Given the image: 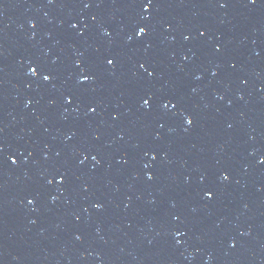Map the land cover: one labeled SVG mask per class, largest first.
<instances>
[{
    "label": "water",
    "instance_id": "1",
    "mask_svg": "<svg viewBox=\"0 0 264 264\" xmlns=\"http://www.w3.org/2000/svg\"><path fill=\"white\" fill-rule=\"evenodd\" d=\"M145 2L0 0V264H264V0Z\"/></svg>",
    "mask_w": 264,
    "mask_h": 264
},
{
    "label": "snow or ice",
    "instance_id": "2",
    "mask_svg": "<svg viewBox=\"0 0 264 264\" xmlns=\"http://www.w3.org/2000/svg\"><path fill=\"white\" fill-rule=\"evenodd\" d=\"M152 3H153V0H146V2L143 3V8H144V10L147 11V10L152 6ZM223 6H224V5L221 4V7H223ZM85 7H88V4H85ZM73 27H75V25H73ZM143 33H145V28L141 27V28H139L138 31L136 32V35H137V36H140V35L143 34ZM201 35H203V33H201ZM107 63H108L109 65H111V64H113V60H112V59H108V60H107ZM141 67L143 68L144 65H141ZM30 71L32 72L33 75H35V72H36L35 69H30ZM148 74H149V75H152L151 72H149ZM43 79H44L45 81H47V80L50 79V77L46 75V76L43 77ZM82 79L86 81V80L89 79V77H88L87 75H84V76L82 77ZM169 103H171V102L169 101ZM143 106H144V107H148V106H149V101H148V100H144V101H143ZM166 106H167V105H165V107H166ZM93 111H94V109H93ZM185 120H186V123H191V121L188 120L187 118H185ZM2 152H3V148L0 147V153H2ZM9 159L11 160L12 158L9 157ZM12 162L15 163L14 160H12ZM149 178H151V177H149ZM223 179H224V180H227L228 177H227V176H223ZM205 195H206V196H210L211 193H205Z\"/></svg>",
    "mask_w": 264,
    "mask_h": 264
}]
</instances>
